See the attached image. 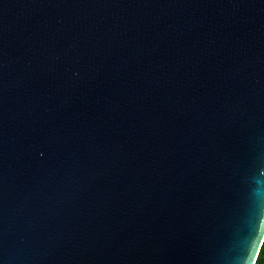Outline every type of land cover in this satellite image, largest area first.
<instances>
[{"label":"water","instance_id":"1","mask_svg":"<svg viewBox=\"0 0 264 264\" xmlns=\"http://www.w3.org/2000/svg\"><path fill=\"white\" fill-rule=\"evenodd\" d=\"M264 0H0V264H255Z\"/></svg>","mask_w":264,"mask_h":264},{"label":"trees","instance_id":"2","mask_svg":"<svg viewBox=\"0 0 264 264\" xmlns=\"http://www.w3.org/2000/svg\"><path fill=\"white\" fill-rule=\"evenodd\" d=\"M255 264H264V240L260 247L258 256L256 258Z\"/></svg>","mask_w":264,"mask_h":264}]
</instances>
